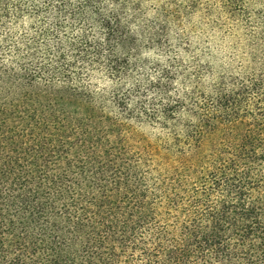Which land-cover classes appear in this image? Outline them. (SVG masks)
Listing matches in <instances>:
<instances>
[{
  "label": "trees",
  "instance_id": "1",
  "mask_svg": "<svg viewBox=\"0 0 264 264\" xmlns=\"http://www.w3.org/2000/svg\"><path fill=\"white\" fill-rule=\"evenodd\" d=\"M253 1L0 0V264H264ZM198 11L242 70L170 45Z\"/></svg>",
  "mask_w": 264,
  "mask_h": 264
},
{
  "label": "rangeland",
  "instance_id": "2",
  "mask_svg": "<svg viewBox=\"0 0 264 264\" xmlns=\"http://www.w3.org/2000/svg\"><path fill=\"white\" fill-rule=\"evenodd\" d=\"M159 0H143L141 3L144 15L149 18L155 16L154 4ZM205 1V0H204ZM253 15L261 23L264 20V0H254L250 6ZM229 24V19L219 16V13H210L204 15L196 12L193 15L185 17L180 25L171 22L168 26V42L170 45H181L185 58L192 54H202V61H208L212 66L219 68L232 63L234 71L242 70V66L247 65L250 61L249 55L245 53L244 44L246 43L243 36L244 30L235 29L234 24ZM231 23V22H230ZM232 31H228V29ZM226 28V30H225ZM181 33V35L179 34ZM185 43V44H184ZM141 57L150 58L155 56L152 49L141 53Z\"/></svg>",
  "mask_w": 264,
  "mask_h": 264
}]
</instances>
